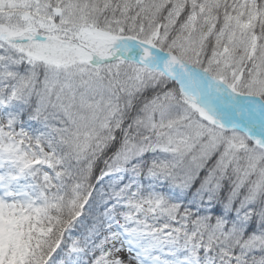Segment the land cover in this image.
<instances>
[{"label": "snow or ice", "instance_id": "6c2138e0", "mask_svg": "<svg viewBox=\"0 0 264 264\" xmlns=\"http://www.w3.org/2000/svg\"><path fill=\"white\" fill-rule=\"evenodd\" d=\"M0 264H264V0H0Z\"/></svg>", "mask_w": 264, "mask_h": 264}]
</instances>
